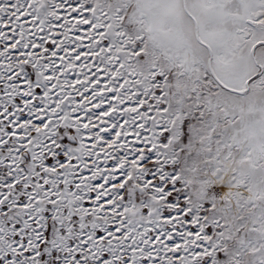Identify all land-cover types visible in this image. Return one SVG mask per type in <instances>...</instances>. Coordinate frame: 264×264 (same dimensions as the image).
<instances>
[{
	"label": "snow or ice",
	"instance_id": "1",
	"mask_svg": "<svg viewBox=\"0 0 264 264\" xmlns=\"http://www.w3.org/2000/svg\"><path fill=\"white\" fill-rule=\"evenodd\" d=\"M0 264H264V0H0Z\"/></svg>",
	"mask_w": 264,
	"mask_h": 264
}]
</instances>
